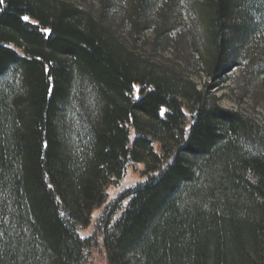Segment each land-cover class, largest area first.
I'll return each instance as SVG.
<instances>
[{
    "label": "trees",
    "instance_id": "trees-1",
    "mask_svg": "<svg viewBox=\"0 0 264 264\" xmlns=\"http://www.w3.org/2000/svg\"><path fill=\"white\" fill-rule=\"evenodd\" d=\"M95 1L0 0V264L99 247L106 264H264V125L131 44L177 30L209 82L241 60L259 79L264 0H188L201 34L178 26L181 0ZM138 165L115 218L110 189Z\"/></svg>",
    "mask_w": 264,
    "mask_h": 264
},
{
    "label": "rangeland",
    "instance_id": "rangeland-1",
    "mask_svg": "<svg viewBox=\"0 0 264 264\" xmlns=\"http://www.w3.org/2000/svg\"><path fill=\"white\" fill-rule=\"evenodd\" d=\"M77 2L88 7L94 13H97L99 10V3L95 0H77ZM188 2V0H181V9L178 14V23L180 25L178 26L184 28L189 34H191L190 32H192V34H201L199 26L197 27L193 21V13L188 7ZM157 3L158 2H156L155 6H159ZM157 14L158 11L156 8H151L148 11L147 17L150 21H153L155 25L160 26L163 22ZM110 21L115 26L119 24L118 17L116 16H111ZM179 36L177 30L172 31L167 37L168 40L165 42L161 37L157 38L155 32L147 31L137 44L132 43V41L131 44L135 45V48L139 52L151 60L166 61L167 65L181 71L184 77L192 80L197 86L203 87L205 83L213 85L211 92L217 97L221 107L229 110L245 111L254 116L264 125V76L259 77V79L251 80L249 69L246 67L244 61L241 60L240 62L242 65H232L230 71L227 73L225 81L219 85H215V83L209 82L200 72V68L195 65L196 63L194 62L193 57L196 49L193 45V41H188V39L186 41L184 40L185 45L182 48L179 45ZM196 48L197 50H201L198 46ZM243 68H245L244 71ZM142 169V166H134L128 171L119 187L110 189L108 207H111L112 204L118 200V202H116L117 205L113 210L115 218L119 216L129 200L119 199V196L145 180L141 174ZM103 210L104 207L96 211L92 224L89 227L80 230V235L82 237H88L94 232L95 219ZM91 264H106L104 249L99 247L93 252Z\"/></svg>",
    "mask_w": 264,
    "mask_h": 264
}]
</instances>
